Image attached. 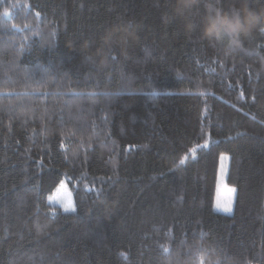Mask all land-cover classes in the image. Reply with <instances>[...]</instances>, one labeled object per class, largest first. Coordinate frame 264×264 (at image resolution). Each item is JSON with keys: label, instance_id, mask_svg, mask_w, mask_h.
<instances>
[{"label": "trees", "instance_id": "trees-1", "mask_svg": "<svg viewBox=\"0 0 264 264\" xmlns=\"http://www.w3.org/2000/svg\"><path fill=\"white\" fill-rule=\"evenodd\" d=\"M166 2L0 0V264H264V37L223 56ZM63 180L76 212L48 203Z\"/></svg>", "mask_w": 264, "mask_h": 264}, {"label": "clouds", "instance_id": "clouds-1", "mask_svg": "<svg viewBox=\"0 0 264 264\" xmlns=\"http://www.w3.org/2000/svg\"><path fill=\"white\" fill-rule=\"evenodd\" d=\"M173 13L184 20L187 32L198 29L223 56L240 51L245 41L264 30V0H229L226 7L220 0H173ZM206 264H214V258Z\"/></svg>", "mask_w": 264, "mask_h": 264}, {"label": "snow or ice", "instance_id": "snow-or-ice-1", "mask_svg": "<svg viewBox=\"0 0 264 264\" xmlns=\"http://www.w3.org/2000/svg\"><path fill=\"white\" fill-rule=\"evenodd\" d=\"M4 3H7V0H3ZM221 7H226L227 3L220 5ZM165 8H169L173 10V0H167V2L164 4ZM9 12L7 10V8L4 10V16H8ZM41 15L40 12H36V16L39 17ZM175 15V14H174ZM176 17H179L177 15H175ZM166 20L168 19V17L166 16L165 18ZM12 27H17V25H12ZM25 27H28L27 25H25ZM128 28H130V23L128 25ZM50 37L55 35L54 31H50L49 33ZM261 36L264 37V30H261L259 33H257L254 37H253V42H254V38L256 36ZM115 36L116 33H112L109 32L106 35L103 36V38L100 40V43L102 45V47L107 48L108 50V58H111L112 60H117L118 59V55H113V53L116 50V44H115ZM24 40H27L28 37H24ZM129 38L125 37V42H128ZM94 43V38H90L89 39V44L86 45L85 47H91ZM246 43H249V47L251 48V51H255L254 47H251V43L246 41ZM24 44L21 43L20 45V50L23 51L24 50ZM249 48H242L241 51H248ZM88 59H92L91 57H89ZM111 73H109L110 75ZM177 75H180V72L177 71ZM35 91H41V89L37 88L35 89ZM94 95V94H91ZM201 95H203V93H201ZM244 93L243 91L240 92V97L243 98ZM253 101H255V97L252 98ZM61 147H63V145H61ZM204 148V149H208L209 147V141L205 140L203 145H197V149L199 148ZM195 151L193 150V155L195 156ZM221 158H226L225 155L222 153L221 154ZM181 163H184V161L182 160ZM232 191H235V189H233ZM224 207V210L228 213H231L232 211V202L229 201V203ZM76 208L74 206H72L71 204H69L68 206H66L64 208L65 212H76ZM53 213L55 210H52ZM37 232L39 233L40 229L39 227H37ZM201 235H205L204 233H201ZM162 248V252L165 254H170V248L168 246H161ZM183 253L186 256H194L195 259L192 261V264H206V260L209 257H213L214 258V264H221V258H223L225 260V264H234V262L225 255L226 253V249H222V248H218L217 246H209L207 249H203V247L199 244L197 245H193V246H187L183 249ZM123 255V254H122ZM180 252L176 253L175 259L170 258L167 260L166 264H180ZM243 264H250V261L245 258V260L243 261Z\"/></svg>", "mask_w": 264, "mask_h": 264}, {"label": "rangeland", "instance_id": "rangeland-1", "mask_svg": "<svg viewBox=\"0 0 264 264\" xmlns=\"http://www.w3.org/2000/svg\"><path fill=\"white\" fill-rule=\"evenodd\" d=\"M226 158L220 157L219 162V170L217 174V182L215 186V195L213 199V210L220 214H226V215H232L233 213V207H234V199L236 196V190L232 191L234 187H229L226 185L225 182V176L228 170V156H225ZM48 203L54 206H57L59 209L64 211V208L71 204L74 206L73 197L71 196V192L69 189V186H67L66 181L63 180L59 185H57L56 189L47 197ZM229 201L232 202V211L231 213H228L224 210L225 205L229 203ZM73 213V212H68Z\"/></svg>", "mask_w": 264, "mask_h": 264}]
</instances>
